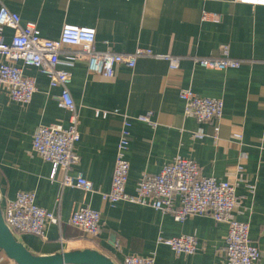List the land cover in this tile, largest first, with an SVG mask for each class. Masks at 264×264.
Returning a JSON list of instances; mask_svg holds the SVG:
<instances>
[{"label":"crops","instance_id":"obj_1","mask_svg":"<svg viewBox=\"0 0 264 264\" xmlns=\"http://www.w3.org/2000/svg\"><path fill=\"white\" fill-rule=\"evenodd\" d=\"M16 12L20 23L34 22L43 40H54L64 23L95 28L93 49L127 53L148 47L154 53L183 56L178 71L165 60L138 58L133 68L114 66V79L104 80L75 58L77 47L63 46L62 68L69 69V90L78 109L79 156L68 174H82L93 191L61 187L63 172L50 179L52 166L31 149L39 125L67 126L69 113L59 106L58 87L32 66L14 62L34 78L36 90L28 104L10 99L0 88V207L18 191L35 193V203L53 211L60 224H46L44 236L12 232L32 254L47 256L93 249L115 264L128 254L153 255L154 264H212L223 259L227 225L209 216H188L178 222L148 206L119 200L103 201L111 176L124 117L130 121L129 162L125 191L134 194L143 174H154L176 156L197 163L205 176L236 182L239 203L234 217L249 225L250 242L264 264V4L240 0H0ZM209 15L203 19V13ZM217 16L218 20H214ZM5 41L13 35L3 29ZM222 45L238 68L213 70L195 65L193 56H218ZM4 59L0 56V63ZM71 63V65H65ZM190 87L202 97L221 98L217 119L198 121L184 115L178 96ZM108 111L106 117L95 111ZM150 112L154 124L137 116ZM196 134L202 135L197 137ZM242 170L238 171V164ZM254 184V190L248 189ZM80 206L100 212L99 232L82 233L68 223ZM180 234L197 240L193 254L176 255L157 238ZM0 264H18L0 248Z\"/></svg>","mask_w":264,"mask_h":264},{"label":"built area","instance_id":"obj_2","mask_svg":"<svg viewBox=\"0 0 264 264\" xmlns=\"http://www.w3.org/2000/svg\"><path fill=\"white\" fill-rule=\"evenodd\" d=\"M252 4H264V0H240ZM203 13V19L208 17ZM218 20L217 16H213ZM11 28L13 35L5 41L3 29ZM95 28L64 23L60 35L54 40H43L34 22L20 23L16 12L6 6H0V88L6 87L11 100L20 104L30 103L36 90L35 80L25 75L14 62L20 61L25 66H32L48 78L51 87H58L59 106L69 113L68 125H39L31 141V149L40 158L52 166L50 179L55 180L56 172L61 170L63 177L61 187L74 186L84 191H93L92 183L82 174H68L71 166L79 161L74 148L80 138L78 124V109L69 90L71 73L62 68L59 58L63 46L77 47L75 58L86 62L87 70L99 74L104 80L114 79V66L122 64L133 68L138 58L153 57L165 60L170 71H178L183 56L154 53L148 47H136L127 53L111 50L98 51L93 49ZM218 56H193L195 65L213 70L238 68L242 61L229 55L228 47L222 45ZM65 65H71L66 63ZM178 96L183 102L184 115L196 118L198 121L217 119L222 114L223 100L221 98L202 97L190 87H181ZM108 111L96 110L95 115L106 117ZM151 113L137 116L138 120L154 124ZM130 121L124 117L120 136L116 144V153L111 176L110 189L100 193L103 201L114 204L125 200L143 206L151 207L163 214H170L175 221L182 222L188 216H209L216 222L227 225L223 259L212 264H258L260 250L250 242L249 225L234 217V210L239 200L236 195V182L218 180L201 173L196 162L189 158L176 156L165 163L159 172L145 173L139 180L134 194L125 191L128 178L129 162L125 151L129 144ZM197 137L202 135L196 134ZM238 171L242 164H238ZM248 189L253 191L254 184ZM5 224L11 232L29 233L44 236L46 224H60V217L53 211H48L35 203V193L18 191L11 200H7L2 209ZM101 215L89 206H80L69 217L68 223L78 228L82 233L95 236L99 232ZM157 243L168 246L176 255L193 254L197 249L194 236L180 234L170 238H157ZM153 255L140 256L128 254L122 264H154Z\"/></svg>","mask_w":264,"mask_h":264},{"label":"water","instance_id":"obj_3","mask_svg":"<svg viewBox=\"0 0 264 264\" xmlns=\"http://www.w3.org/2000/svg\"><path fill=\"white\" fill-rule=\"evenodd\" d=\"M0 248L18 264H115L93 249L73 250L47 256H36L18 242L4 222L0 207Z\"/></svg>","mask_w":264,"mask_h":264}]
</instances>
